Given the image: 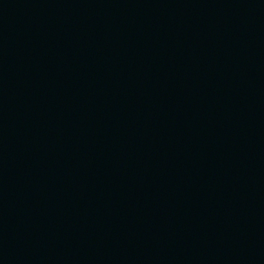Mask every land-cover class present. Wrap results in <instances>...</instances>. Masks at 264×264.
<instances>
[{
	"label": "water",
	"instance_id": "obj_1",
	"mask_svg": "<svg viewBox=\"0 0 264 264\" xmlns=\"http://www.w3.org/2000/svg\"><path fill=\"white\" fill-rule=\"evenodd\" d=\"M0 264H264V0H0Z\"/></svg>",
	"mask_w": 264,
	"mask_h": 264
}]
</instances>
